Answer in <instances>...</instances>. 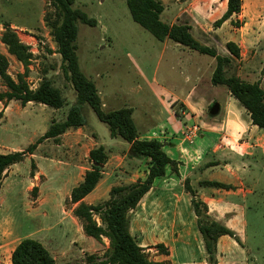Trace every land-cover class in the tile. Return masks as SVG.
Masks as SVG:
<instances>
[{
  "label": "rangeland",
  "instance_id": "374dc122",
  "mask_svg": "<svg viewBox=\"0 0 264 264\" xmlns=\"http://www.w3.org/2000/svg\"><path fill=\"white\" fill-rule=\"evenodd\" d=\"M163 1L165 11L161 20L168 24L180 3L209 2L207 8L197 3L194 7V14L189 19L193 35L222 55L229 54L225 48L227 41L237 42L240 58L233 59L230 73L235 72L246 82L258 81L264 89V0H242L240 15L232 16V23L227 20L219 27L214 22L221 16L225 0ZM73 7L82 9L96 21L94 26L78 23L75 45L79 67L105 97V110L130 104L136 110H148L163 122L166 120L169 126L171 123L173 132L178 134L184 126H187L186 130L192 128L196 120L184 119V115L181 118L168 116L154 95L155 90L162 87L184 97L199 79L191 97L204 105L205 112L198 117L201 121L220 117L224 103V93L220 90L226 87H212L209 81L215 66L214 58L169 39H156L150 31L133 21L125 0H74ZM55 15L49 0H0V38L4 27L9 25L31 54L24 76L29 88H36L45 74L66 101L62 107L53 108L40 103L21 106L17 100H11L5 111L4 103L0 102V149L26 148L47 130L52 120H63L75 102V92L61 69V57L51 33L50 24ZM183 20L188 21L185 15ZM28 35L34 37L36 44L25 42ZM0 53L8 58L7 72L12 78L25 73L24 64L7 53L1 39ZM4 90L0 79V92ZM214 103L220 105V111L212 116L209 109ZM175 108L183 110L179 102ZM81 113L85 120L83 126L70 128L56 139H44L34 151L35 160L25 158L7 171L6 176L10 174L11 177L4 178L0 192V222L8 224L11 235L5 243L8 250L21 238L31 237L46 247L57 264H88L86 255L101 257L107 250V238L102 237L99 241L83 232L81 222L72 212L75 206L69 201L70 188L90 168L88 153L96 143L103 145L110 154L102 180L86 197L88 203L106 200L114 185L144 178L146 160L133 159L129 155L121 161L125 148L120 144L126 146L127 142L119 137L112 138L107 124L96 117L89 105L83 104ZM216 156L225 158L227 155L218 152ZM236 159L237 156H232L230 160L233 168L238 164ZM244 162L248 167L246 178L252 183L255 181L252 186L248 185L252 192L242 200L230 197L235 213L231 216L235 222L231 224L234 237L224 235L225 241L221 244L230 243L224 249H216L217 264H264V156L257 153L255 160L245 159ZM36 171L38 175L34 182L31 177ZM238 173L242 175V172ZM35 186L37 190L34 192L32 188ZM154 191L155 195L144 197L128 213L130 232L136 242L153 259L160 256L155 248L158 242L172 243L173 247L175 242L171 240L177 237L194 238L197 239L195 245L183 249L174 246L177 255L174 254L173 259L176 264H208L205 254L200 251L201 239L197 231L192 230L194 236L189 235V230H169L159 224L160 220H172L176 208V217L186 218V211L167 206L173 200L171 192ZM203 217L211 219L209 215ZM96 220L99 222L97 217ZM189 259L194 261L188 262Z\"/></svg>",
  "mask_w": 264,
  "mask_h": 264
},
{
  "label": "trees",
  "instance_id": "16d2710c",
  "mask_svg": "<svg viewBox=\"0 0 264 264\" xmlns=\"http://www.w3.org/2000/svg\"><path fill=\"white\" fill-rule=\"evenodd\" d=\"M56 11L52 20L51 33L56 43V51L61 57V69L71 83L75 92V102L69 108L67 115L61 121L52 120L47 130L35 142L26 148L9 153H0V188L5 171L13 164L21 162L32 154L38 144L44 139L58 137L70 128H78L85 124L81 106H90L96 117L107 124L111 137H119L130 144L128 154L132 157L146 160V174L136 182L112 186L109 197L96 204H87L82 199L98 184L107 161V153L102 145L89 150L88 157L91 166L84 172L82 180L74 186L69 195L71 204H75L73 215L81 222L85 235L101 240L108 239L109 246L103 256L86 255L88 264H172L170 261L151 260L144 249L136 242L129 229V211L134 209L144 194L151 189L155 179L163 177L167 167L177 172V162L171 159L163 150V143L157 139H141L132 119L131 108L105 110L94 82L82 72L79 67L75 41L78 35V23L89 26L96 24L80 8L73 7L74 0H49ZM133 21L150 31L158 40L169 39L181 46L208 55L215 60L210 81L214 85L225 86L230 95L247 111L250 121L259 129L264 130V89L258 81L246 82L235 72L230 73L233 59L240 58V47L233 41H227L225 48L228 55H222L194 37L187 23L168 24L161 20L163 5L160 0H125ZM242 8V0H226V8L214 25L219 27L223 22L238 15ZM237 24V21H235ZM238 26V25H236ZM1 41L7 48V53L13 55L25 66V73L18 74L16 79L8 72V58L0 53V79L6 90L0 92V101L6 106L11 100H17L22 106L28 102L41 103L53 108L65 104L61 91L45 74L35 89L29 88L24 76L31 57L16 31L9 25L4 27ZM262 71H264V64ZM176 115H179L176 111ZM34 169V162L31 161ZM33 174V172H31ZM207 185L228 188L219 182H205ZM185 189L191 195L193 190L185 181ZM36 186L32 191H36ZM192 208L197 216L196 226L203 241L208 264H217L216 249L219 237L234 233L224 225L203 216H208L207 207L199 200L192 198ZM99 219V222L96 220ZM158 252L168 251L163 244H156ZM0 264H7L0 262ZM10 264H57L55 259L38 240L31 237L22 238L10 255ZM71 264V263H64ZM77 264V263H74Z\"/></svg>",
  "mask_w": 264,
  "mask_h": 264
},
{
  "label": "crops",
  "instance_id": "0c3cea01",
  "mask_svg": "<svg viewBox=\"0 0 264 264\" xmlns=\"http://www.w3.org/2000/svg\"><path fill=\"white\" fill-rule=\"evenodd\" d=\"M160 1L162 2L163 5V11L160 15V17L162 18L165 11L164 8L165 3L163 0ZM196 3L197 2H184L177 5L178 11L175 13L170 24L187 23L191 27L190 31L192 33V25L191 22H189V19L192 18L191 16H193L194 14L193 12L195 9L194 7L197 4L198 5L200 4V6L203 5V7L207 8L209 2H198L197 4ZM257 3L258 2H256L255 4ZM225 8H226V0L221 9L222 10L221 14L224 12ZM242 8L240 12H242ZM183 15L187 17L188 21L186 22L185 20L181 21ZM235 43L237 44V42ZM198 82L199 79L193 85V88H191V90L184 97H181L180 96L181 94L177 95L175 91H168L167 89L162 87L157 88V90H155V93L153 92L161 107L166 110L168 116L170 117L175 116L181 118L182 115H184V119L187 120L190 119L191 121L196 120L195 121L196 123L193 124H195V126L197 127V131H199V133L197 134V132H195L192 142L188 141L186 137H183L184 135L183 133L186 132L187 126H184L182 129H180L179 133L176 134L173 132L171 123L169 126L166 123V120H164L165 122H163L162 118L158 116H153L151 112L148 110H146V112L139 111L136 110V108L130 104L120 107H111L109 109L111 110L118 108H131L132 119L137 128L139 138L157 139L161 141L163 143V150L166 152V154L171 159L177 162V172H173L170 170L169 167H167L165 175L163 177L155 179L151 189L147 191L141 199H143L144 197L150 198L153 195H155L154 193L156 191L154 190H158L157 191L158 193H162L163 191L167 193L171 192L170 195L172 196L171 198L173 200H171L167 206L173 205L174 207H179V209L184 208V211H186V218L182 216L176 217L178 212L176 208V210L174 211V216H171V218H173L172 220L170 219L168 221L160 220L159 224H161L163 228L165 227L164 229H169V230L174 229V230H182V231L189 230L190 232L189 235H194V233H192V230L198 232L196 226L197 216L193 211L192 203H191L192 198L199 200L206 205L207 207L206 213L207 215L210 216L212 220L217 221L218 223L224 225L225 227L233 231L231 228V224L234 222V219L231 216H233L235 213L232 211L234 209V205L231 204L232 199H230V197L234 196L242 200L246 196V194H250L252 192V188L251 187L249 188L248 185L250 184L252 186V184H254L255 181L253 180L252 183L251 182L252 180L246 178L245 172L248 170V167L244 162V160L245 159L255 160V156L257 153H260L262 154V156H264V141H263L264 132L262 133L259 132L258 130L259 128L251 123L248 113L239 104V102L230 95L227 88H221L220 90L223 91L224 93V103H222V112L220 114V117L216 120H207V121L200 120L198 116H200L205 112V109L203 108L204 105L201 106V104H199L196 101V99H191L192 95L195 93ZM211 85L212 87L219 86V85H214L212 83ZM97 92L99 96H101V102L104 107L105 97L98 89ZM205 100H207V98ZM9 102L7 103L6 106L3 104V111H5V109L7 108ZM178 102L183 107V110L181 108L179 111L176 110L175 107ZM30 103L33 102H28L25 105H29ZM176 111L178 112L179 115H176ZM219 111H220V105H219ZM112 138H116V137H112ZM120 145H123V147L125 148V153L123 154V156L121 155H120L121 157L119 156L122 161L125 156H129L128 151L130 148V144L127 143L126 146L124 144H120ZM97 146L99 145H97L96 143L95 147ZM13 151H18V150L0 149V153H9ZM105 151L108 156L110 154L109 150L105 148ZM218 152H222V155H227V156L225 158H222L223 156L217 157L216 155ZM113 156L114 155H112V157ZM232 156L233 157L237 156L238 158L236 159L238 161V164H236V168H233L230 163ZM30 157L31 159L35 160L34 152L32 154L27 155L25 158L30 159ZM132 158L134 159L137 157H132ZM19 163H15L10 167H13ZM106 164L107 161L104 164L103 170ZM9 168L5 171L4 176L2 178L0 192L3 187L4 178L10 179L11 177L10 174L6 176V173L9 170ZM238 171L242 172V175H240ZM37 175L38 172L36 171L31 177V180L35 182ZM82 178L83 176L79 179V182L82 180ZM102 178H103V174H102ZM102 178L100 179V181L102 180ZM186 180H188V184L194 191L193 195H191L185 189ZM100 181L98 182V184L100 183ZM212 181L225 184L229 187L221 188V187L207 185L205 183ZM172 183H173L172 185L173 187H171ZM77 184L73 185L70 188V191ZM97 185L95 186V188L97 187ZM117 185H122V184H117ZM95 188L90 193H92L95 190ZM89 194H87L82 200L87 204H93L86 202V197ZM227 205H230V207H227ZM73 206H75V204ZM179 215H181V213ZM7 225L8 224L5 223L4 221L0 222V233H1L0 262L10 264L11 252L16 246V244L22 238L18 240L15 243V245L11 247L10 250H8V244L5 247V243L9 241L11 235L8 232ZM130 228L131 227L129 220V229ZM196 234L201 239L199 232ZM181 237L180 238L177 237L175 240H171V242L177 243V244L174 243L173 247L177 246L178 248L183 249L188 246L195 245L194 241L197 240L194 238H192L191 240H185L184 237L183 238ZM221 241L222 242L225 241L224 236L219 237L217 241V250H221L222 248L224 249L230 243L227 241V243L222 245ZM157 244H163L168 252L166 254H163L158 252L156 249V251L159 253L160 256L155 257L151 260L170 261L172 264H176L177 262L173 259V256L176 251L175 249L173 250L172 243L160 241ZM200 251L201 253H204L206 256L202 239H201ZM175 255H177V253ZM3 258H5V260ZM193 261H194L193 259H189L188 262H193Z\"/></svg>",
  "mask_w": 264,
  "mask_h": 264
},
{
  "label": "built area",
  "instance_id": "2783aa9c",
  "mask_svg": "<svg viewBox=\"0 0 264 264\" xmlns=\"http://www.w3.org/2000/svg\"><path fill=\"white\" fill-rule=\"evenodd\" d=\"M28 44H36V41L34 40L33 36L28 35V40H25ZM197 131V127L194 125L192 128L186 130L183 134H185V137L192 142V139L195 135V132Z\"/></svg>",
  "mask_w": 264,
  "mask_h": 264
},
{
  "label": "water",
  "instance_id": "95a60500",
  "mask_svg": "<svg viewBox=\"0 0 264 264\" xmlns=\"http://www.w3.org/2000/svg\"><path fill=\"white\" fill-rule=\"evenodd\" d=\"M219 112V104L214 103L209 109V115H216Z\"/></svg>",
  "mask_w": 264,
  "mask_h": 264
}]
</instances>
